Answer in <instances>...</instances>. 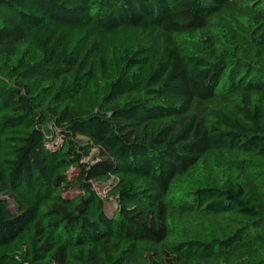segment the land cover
<instances>
[{
	"label": "trees",
	"instance_id": "16d2710c",
	"mask_svg": "<svg viewBox=\"0 0 264 264\" xmlns=\"http://www.w3.org/2000/svg\"><path fill=\"white\" fill-rule=\"evenodd\" d=\"M0 264H264V0H0Z\"/></svg>",
	"mask_w": 264,
	"mask_h": 264
},
{
	"label": "rangeland",
	"instance_id": "374dc122",
	"mask_svg": "<svg viewBox=\"0 0 264 264\" xmlns=\"http://www.w3.org/2000/svg\"><path fill=\"white\" fill-rule=\"evenodd\" d=\"M57 140H58V139H57ZM58 141H59V140H58ZM96 156H97V150H93V151L91 152L90 156L87 157L85 161H86V162H91V161H93V160L96 158ZM74 171H75V170H73L72 173H74ZM109 184H110V183H108V184H99V183H96V182L94 183L95 188H96L98 191H100V193H101L102 196L105 195V192H106L107 188L109 187V186H108ZM111 200H113V199H111ZM112 202H113V201H112ZM115 207H116L115 204L110 203V204H109V208H108V212L111 213L112 210H113Z\"/></svg>",
	"mask_w": 264,
	"mask_h": 264
}]
</instances>
